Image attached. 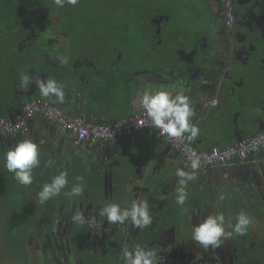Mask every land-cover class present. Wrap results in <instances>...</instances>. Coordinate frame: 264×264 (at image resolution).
<instances>
[{
	"label": "flooded vegetation",
	"instance_id": "obj_1",
	"mask_svg": "<svg viewBox=\"0 0 264 264\" xmlns=\"http://www.w3.org/2000/svg\"><path fill=\"white\" fill-rule=\"evenodd\" d=\"M259 1L230 0L231 21L227 22L223 0H79L77 5L65 4L63 8L54 0H0V104L14 113L31 101L44 100L65 113L86 116L89 105H96V98L117 102L126 82L138 86L146 79L174 81L153 73L161 70V60L172 62L173 71L176 65V70L184 69L201 54L213 52L232 65L233 78L229 80L233 86L228 97L239 103L243 100L247 106L246 112L254 120L247 132L264 129V2ZM183 19L191 23L192 33L174 32ZM158 44L162 48L155 51ZM24 75L28 76L26 86L22 83ZM194 77L200 81L199 76ZM47 80L62 86V103L41 95L38 82ZM222 96L213 97L217 100L216 109L210 112L214 124L219 118L211 113L223 108ZM246 178L242 182L245 185H236L233 205L220 211L233 225L241 211L253 223L245 235L233 233L222 239L214 252H205L192 242L191 227L197 224V217L215 214L217 207H211L210 214H194L190 226H154L166 212L162 198L156 199L160 210L150 226H129L131 240L148 250L157 249V257L174 258L183 264H264V204L258 200L263 199L264 177ZM246 186L256 197L255 203L250 199L245 202L248 192L243 195L242 188ZM221 190L225 197L222 202L230 201L231 189ZM15 213L22 214L13 211L6 214L7 218ZM80 214L82 218L77 220ZM36 215V224L28 226H97L91 227L99 234L95 242L97 260L102 257L110 226H116L104 224L99 215L87 218L82 209L68 214L45 213L50 216L45 225L40 223L42 214L38 211L27 212V220ZM226 231H232L227 224Z\"/></svg>",
	"mask_w": 264,
	"mask_h": 264
},
{
	"label": "crops",
	"instance_id": "obj_2",
	"mask_svg": "<svg viewBox=\"0 0 264 264\" xmlns=\"http://www.w3.org/2000/svg\"><path fill=\"white\" fill-rule=\"evenodd\" d=\"M183 20L184 22L180 20L181 26H177L174 32L182 30V33H189V31L192 33L193 29L190 28L191 23L185 19ZM161 45L158 44V47L154 45L157 47L155 51H159ZM164 62L165 63L161 60V64L163 65L160 67L161 70L153 73L165 77L167 76V72H172L171 68L173 63L168 62L166 59H164ZM179 62L181 65V61ZM168 63L172 64L169 65ZM176 66L174 70H176ZM180 68H182V66ZM126 83L128 85H124V92H118L117 102L111 101L113 99L96 98V105H89V112L85 114L87 119L93 122H114L139 112L138 110L141 109L139 106L140 96L142 94L136 93V88L138 87L137 83H131V81ZM132 89L133 91H131ZM23 106L24 105L19 107V110L14 113H8L5 106L0 104V118H7L20 112ZM213 109L216 108L214 107ZM222 109L217 108L216 111H212L211 113L214 118H219L217 119L218 122H215L213 130L209 134L202 133V135L199 133V136L194 141L190 142L191 145L198 150H207L214 146L225 148L237 142V137L228 130L227 120ZM80 115L82 114H75L73 116ZM258 133H264V129L247 132L242 139ZM7 137L9 136L0 135V149L3 142L7 140ZM15 138L17 143L22 139H32L40 145V164L37 168L33 169V183L29 186H22L13 178V173L8 172L3 166L2 157L3 153L7 150L5 149L3 152L0 151L1 214H8L13 211H21L20 213H23L25 209L28 210L27 212L30 214L37 213V211L42 215L48 212L54 213L56 211H62L63 214H68L70 210L76 211V209H82L83 211L86 210L91 213V217L93 215H99L102 222L108 225L111 223L107 222L106 217L101 214L102 209L107 206V202H115L124 209L130 208L133 201H147L149 212L152 216L158 214L160 210L156 207V199L158 198H162L161 200L165 202L166 213H170L173 212L174 208L173 205H166V201L173 197V201L176 202L178 189L182 187L180 180L183 178H178L175 175L176 169L185 168L191 171L190 168L187 167V162L180 154L172 149H170L171 152L175 154H170L171 152L167 154V152H165V143L155 131L148 132L142 130L130 137L111 141L108 150L104 148L106 152L105 155H107L108 152L110 153L109 156L107 155L108 171H110L111 175L108 181L105 180L103 173L94 171L92 164H88L85 167V159L80 158V155L85 156L88 153V148L94 147L98 142H87L75 149L72 143V137L70 135H57L54 124L47 118L37 116L29 124L27 130L17 133ZM99 144L106 145L107 143L100 142ZM71 149L74 151L77 150L79 154L73 151L70 156ZM51 151L52 154L50 153ZM116 151L117 157H113ZM62 152V156L67 157V160H64L65 163L63 160L58 159ZM263 162L264 151L250 156L244 163L234 162L226 167L211 168L196 175V179L194 180L199 181L197 184L193 183V181H189L195 185L194 191L187 192V190H193L189 182L187 183L188 185H183L186 193L194 196L191 195L186 201V204H193L181 206L184 209H188V214H190L188 215L185 212L181 213V216L184 218L182 224L185 226L193 224L192 218L194 214L196 216L201 213L210 214L211 207L215 209L217 207V202H220L219 210L228 204L233 205L232 201H236V185H241L242 182H245L247 179L246 176H254L256 175L255 172L260 173L261 164ZM61 163L64 164L60 167ZM61 173H66L68 185L61 190L60 195L41 203L37 193L41 190L40 186L43 184V181H45V184L51 183L53 177ZM242 176L244 177L243 179H241ZM253 180H255L254 177ZM232 184H235V186ZM245 184L243 183L241 186ZM74 185L82 186L84 188L83 194L80 196H65L64 193L69 191ZM227 187L231 189L229 195L230 201L225 200L223 203L220 201V197L223 193H221V189L223 188L226 190ZM242 189H244L243 195L249 192L247 186ZM195 191H198L199 195H202V192L206 194L212 191L209 194L212 201L202 202L200 205H197L196 202L200 201V199L199 195L195 194ZM162 194H168V196ZM246 199L254 201L256 197L251 193V196L248 194ZM18 208L20 210H17ZM162 217L154 222V226L168 225L163 223ZM40 223L43 224V219ZM131 224V220H129V222H125L124 225L118 223L117 226H130ZM1 228L2 231H0V233L2 242L6 243V246H8V253L10 254L12 250L15 253L17 250L16 255L21 256L20 259L29 258L30 262L33 264H105L103 261V250L101 251L102 257L100 259L98 258V260L94 255L91 256L87 254L88 256L86 257L82 256L81 251H76L74 253L70 252V254L67 255L62 248L55 249L54 252L43 253V250L48 251L45 243H43L44 237L42 238V233L46 229V226H26L23 231L29 238L27 246H24L21 240H18V232L12 234L8 226H2ZM48 228L52 229L53 226H48ZM85 234L87 233H84V235ZM20 236H23V232ZM126 237L130 238L129 235ZM125 242L127 248H130V241ZM11 243L19 247L20 251L18 252V249L13 245L9 247ZM91 246L92 251L95 249L94 253H96V247L93 248L92 243ZM76 250H82L81 246L77 247ZM94 259L97 261H94ZM109 264H114V262H110Z\"/></svg>",
	"mask_w": 264,
	"mask_h": 264
},
{
	"label": "clouds",
	"instance_id": "obj_3",
	"mask_svg": "<svg viewBox=\"0 0 264 264\" xmlns=\"http://www.w3.org/2000/svg\"><path fill=\"white\" fill-rule=\"evenodd\" d=\"M58 8H63L65 4L75 6L79 0H54ZM264 2V0H262ZM23 85H27L28 76L22 77ZM38 88L43 97H54L57 101L63 102L64 91L61 85L55 80L38 82ZM140 108L146 112L152 122V126L159 129L163 134L173 138H185L187 141H194L199 136V128L192 122L194 116L193 108L189 98L184 95L183 89L173 93L170 90L146 89L140 96ZM40 145L32 139H22L14 146L8 147L3 153V166L8 172L13 173V178L22 186H29L33 183V169L40 164L39 156ZM190 164L187 165L191 170L200 168L201 160L197 156L189 157ZM175 175L180 180L182 187L178 189L176 203L183 206L187 200V193L183 187L189 181L196 179L195 171H188L185 168H177ZM68 185L66 173L54 176L51 183L44 184L37 193L41 203L61 194V190ZM84 188L74 185L64 193L65 196H80ZM225 199L220 197L222 202ZM220 202H217V211L206 218L197 217V224L191 227V240L198 244L205 252L221 246L222 239H227L233 233L245 235L248 227L253 223L251 217L241 211L235 224L226 220L224 212L219 210ZM111 224H125L131 220L132 227L145 228L152 224L153 219L149 212L147 201H133L130 208L122 209L115 202H107V206L101 211ZM82 218V214L76 217ZM226 224L232 231H226ZM157 249L148 250L141 245H132L123 250V264H156Z\"/></svg>",
	"mask_w": 264,
	"mask_h": 264
},
{
	"label": "water",
	"instance_id": "obj_4",
	"mask_svg": "<svg viewBox=\"0 0 264 264\" xmlns=\"http://www.w3.org/2000/svg\"><path fill=\"white\" fill-rule=\"evenodd\" d=\"M259 2H262V0ZM261 53L264 56V50H262ZM231 67L232 65L228 63L226 59L222 60V56L220 54L218 55L213 52H208L201 54L192 60L191 64L186 65L184 69L174 70L165 76L167 78L169 77L175 79L174 81L158 83L156 81L153 82L149 79H146L145 81L138 84L136 93L143 94L146 89H167L175 93L183 89L184 95L189 98L193 108L194 116L192 117V122L199 128L200 134H209L213 130L214 120L210 116L212 109H209L206 104L210 97H212L210 99H214L213 97H217L221 94L223 95V101L221 102L223 106L222 110L225 113L224 116L227 120L228 130L237 137L238 142L247 133V128L254 122V120L250 113L248 111L246 112L247 106L243 100L239 103L228 97V91H231V86H233L229 80V78H233V74L230 72ZM195 71H197L199 74H194ZM194 75L199 76L200 81H197ZM234 103H237V106H235ZM141 110L142 109L138 111ZM16 143L15 136H9L7 137V140L3 142L0 151L3 152L5 149L8 150V147L14 146ZM99 143L100 142L95 144L94 147L88 148V153L85 156L80 155V158L85 159V167L88 164H92L94 171L103 173L105 180L108 181L111 175L110 171H108L109 166L107 164V155L109 156L110 153L108 152V154L105 155L106 152L104 148H107L108 150L110 142H106V145ZM165 150L167 154L171 152L170 147L168 146L165 147ZM73 151V149H71V153L69 151L70 156L72 155ZM50 153L52 154V151ZM74 153L79 154L77 150L74 151ZM172 153L174 152H171L170 154ZM60 155L61 156L58 159L63 160V162L64 160H67V157L62 156L63 152ZM114 155L113 157H117V151ZM64 163H61L60 167ZM262 172L264 177V162L261 164L260 173ZM243 178L244 177L242 176L241 179ZM248 201L249 199H246L245 202ZM85 214L87 215V218L91 217V213L87 212L86 210ZM83 228V226H62V229H59L58 226H53V228L50 230V234H46V236L43 238V243L45 242L47 244L45 245L48 248V251L43 250V253L54 252V250H57L58 248H62L64 253L66 252L67 255L70 254V252L74 253L71 247L70 235H72V237L75 236L76 240L83 239L84 243L91 242L93 248H95V241L97 238H99L98 230L89 227L87 234L84 235V233H82ZM51 236L53 239H51ZM132 245H135V243H131L130 247ZM102 250L104 252V249ZM120 264H123V262Z\"/></svg>",
	"mask_w": 264,
	"mask_h": 264
},
{
	"label": "built area",
	"instance_id": "obj_5",
	"mask_svg": "<svg viewBox=\"0 0 264 264\" xmlns=\"http://www.w3.org/2000/svg\"><path fill=\"white\" fill-rule=\"evenodd\" d=\"M229 3L230 0H223L227 22L231 21ZM206 105L209 109H212L216 107L217 100L215 98L210 99ZM37 116L50 120L54 124L57 135H70L75 148H79L87 142H111L124 139L142 130L155 131L163 139L165 146L180 154L188 165L190 164L189 157L195 158L198 156L200 158V168L191 170L195 172H203L215 167H225L234 162H243L248 157L264 151V133L243 138L226 148L214 146L207 150H198L185 138L169 137L159 129L154 128L150 118L143 110L114 122H93L84 115L73 116L65 113L57 106L44 100L31 101L25 104L20 112L7 118H0V135L15 136L19 132L26 131L29 124ZM89 223L92 224V221ZM54 226H56V223ZM118 229L122 235H129V226L125 228L118 226ZM108 231L105 230L107 233ZM126 248L127 244L124 241L123 250ZM156 264L183 263L174 258L157 257Z\"/></svg>",
	"mask_w": 264,
	"mask_h": 264
},
{
	"label": "rangeland",
	"instance_id": "obj_6",
	"mask_svg": "<svg viewBox=\"0 0 264 264\" xmlns=\"http://www.w3.org/2000/svg\"><path fill=\"white\" fill-rule=\"evenodd\" d=\"M199 173H201V172H197L195 174L198 175ZM256 175L263 176V172L258 173ZM192 181H193V183H196V184L199 182L198 180H192ZM189 183H190L191 188L193 190H187V192H192L195 189V185L192 182H189ZM44 184H45V181H43V184L40 186V189H42ZM186 185H188V184H186ZM251 187H252L251 189L255 190V188L252 185H251ZM248 191H249L248 192L249 196H251V193H252L251 190H248ZM210 193L204 194L202 192V195H199L198 191H195V194H198L199 199H200V201H197L196 204L200 205L202 202L212 201L210 199V196H209ZM260 193H261V196L263 199H258V200L260 202H263V204H264V192L261 191ZM257 194H259V193L257 192ZM155 195H156V193H155ZM162 195L168 196V194H162ZM191 195L192 194H187V198H189ZM192 196H194V195H192ZM14 200H16V199H14ZM173 200H174V198L171 197L166 201V205L167 204L173 205V208H174L173 212H170V213H166V212L164 213L163 212L161 214V216H163L162 221L164 224H168L167 226L181 225L182 224L181 213L185 212L186 214H188V209H184L182 207L185 205L193 204V203L186 204V202H185V204L181 207V205H178ZM257 203H259V202L257 201ZM15 204H18V203H15ZM17 210H20V209L18 208ZM27 211L28 210L25 209V211L20 215H18L17 213H15L14 215H10L9 219L7 218L6 214H1V212H0V231H2V228H1L2 226H8L10 228L9 230L12 232V234H15L18 232V240H21V242L24 246L28 245L29 238L27 237V235L25 234V232L23 230H25V228H26V226H28V224L35 225L37 222V215H36V218L33 217L30 222L27 220V213H26ZM156 215L157 214L152 215L153 221H154L153 217H156ZM188 215H190V214H188ZM41 218L43 219V225H45L44 223L50 219V216L43 214L41 216ZM51 218H52V216H51ZM126 222H129V221H126ZM117 225H118V223L116 224V226H110L111 233L109 235H107L106 240H105V249H104V255H103V261L105 264H109L110 262L111 263L114 262V264H120L123 261V243H124V241H130V244L133 243V241L130 240V238L121 234V231L118 229ZM74 227H78V226H74ZM121 227L125 228L126 226H121ZM50 230L51 229L48 228V226H46V229L42 233V238L45 237L46 234H50ZM22 232H23V236H20V234H22ZM87 232H88V228L84 227L82 230V233H87ZM51 239H53L52 236H51ZM70 241H71L72 251H74V252L81 251V254L84 257L88 256L87 254H89L91 256L94 255V257H95L96 253H94L92 251L91 242L84 243L83 239L82 240L81 239L76 240V237L75 236L72 237V235H70ZM11 245H13L15 248H17L18 252L20 251V248L16 247L12 243L9 245V247ZM79 246H81L82 250H76V248ZM8 250H9V248H8V246H6V243L2 242V237H1V233H0V264H33L32 262H30L29 258L20 259L21 256L16 255L17 250L15 251V253L12 250V252H11L12 254L11 253L9 254ZM94 261H97V260L94 259ZM35 264H37V263H35Z\"/></svg>",
	"mask_w": 264,
	"mask_h": 264
},
{
	"label": "bare ground",
	"instance_id": "obj_7",
	"mask_svg": "<svg viewBox=\"0 0 264 264\" xmlns=\"http://www.w3.org/2000/svg\"><path fill=\"white\" fill-rule=\"evenodd\" d=\"M213 109V108H212ZM190 143V142H189ZM191 144V143H190ZM229 147V146H228ZM226 148V147H225ZM258 154V153H257ZM255 155V154H254ZM191 170V169H190ZM204 172V171H203ZM195 173H197V172H195Z\"/></svg>",
	"mask_w": 264,
	"mask_h": 264
}]
</instances>
